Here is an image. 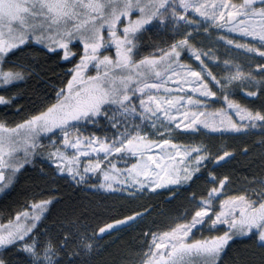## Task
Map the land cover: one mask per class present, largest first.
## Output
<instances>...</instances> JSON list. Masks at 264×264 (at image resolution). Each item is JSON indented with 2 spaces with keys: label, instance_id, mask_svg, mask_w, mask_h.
I'll return each instance as SVG.
<instances>
[{
  "label": "snow or ice",
  "instance_id": "snow-or-ice-1",
  "mask_svg": "<svg viewBox=\"0 0 264 264\" xmlns=\"http://www.w3.org/2000/svg\"><path fill=\"white\" fill-rule=\"evenodd\" d=\"M170 24L181 38L166 47L157 44L150 54L136 59L144 33ZM180 25L188 31L182 32ZM204 25L242 34L237 40L227 35L223 38L229 45L235 43L239 49L259 53L264 59V0H243L239 4L229 0H0V85L24 78V65L10 62L8 57L28 47L30 41L70 64L79 56L54 102L14 125L0 120V190L12 184L16 173L31 162L42 134L52 137L49 160L77 183L83 182L86 174L99 172L103 176L101 188L112 189L118 181L121 191L129 184L143 191L145 186L158 189L192 181L211 158L202 144L181 146L173 142L174 138L152 139L156 130L162 128L170 135L171 124L184 129L198 124L236 131L264 128V108L253 110L242 105L232 91L236 81L261 85L264 91V64H255L259 69L257 79L252 70L244 71L239 63L225 60L228 71L218 76L202 59L210 53L190 43L193 28ZM204 31L209 32V27ZM74 40L82 45V53L73 52ZM185 49L200 62L198 68L185 63ZM93 67L95 72L89 75ZM209 78L215 82L213 86ZM170 81L182 95L172 94ZM187 88L192 94L184 91ZM10 102L9 97L0 95V104ZM217 103L220 106L214 107ZM178 106L187 110L181 113ZM233 112L239 122L233 119ZM178 115L183 116V123H177ZM101 120L110 125L111 137L95 133L83 136L78 126L81 122L96 125ZM153 147L160 151L151 153ZM169 148L175 150L174 154ZM68 150L73 155L69 156ZM82 153L97 154L96 159L84 163L83 172ZM228 156L225 151L215 158L222 162ZM128 159L134 162L126 169L117 166L120 160L127 164ZM208 176L212 186L206 192L192 194V210H186L180 222L164 231L151 232L150 240L145 235L147 247L140 264H218L238 236L253 240L264 250V177H253L247 190L227 195L224 189L229 177L221 178L214 172ZM51 202V197L34 199L0 222V250H14L21 257L17 264H61L64 250L76 242L74 231L65 229L63 235L53 237L47 228L40 230ZM139 215L133 212L123 220L113 219L99 232L115 230L114 226ZM205 231L209 234L204 235ZM78 239L84 248L93 246L86 235ZM0 264L8 261L0 258Z\"/></svg>",
  "mask_w": 264,
  "mask_h": 264
},
{
  "label": "trees",
  "instance_id": "trees-1",
  "mask_svg": "<svg viewBox=\"0 0 264 264\" xmlns=\"http://www.w3.org/2000/svg\"><path fill=\"white\" fill-rule=\"evenodd\" d=\"M144 35L149 38L150 31ZM146 36L142 41L148 39ZM164 40L167 41L161 47L171 44L173 38L165 39L161 34L149 38V43ZM71 46L73 52L82 53V45L79 42ZM57 51H60L62 57V51L59 49ZM8 60L17 65H24L25 72L22 80L7 86L0 85V95H5L11 100L8 104H0V120L11 126L54 102L56 92L66 85L67 73L79 60V56L70 64L50 54L48 49L28 42V47H22L14 55H10ZM250 102L264 107V91L256 100ZM257 144L255 139H250L241 152L240 148L237 149V155L247 156L252 148L259 150L257 147L260 146ZM231 157L233 154L229 153L222 162L215 160L208 169L201 167L200 174L182 186L132 198L83 191L81 187L57 175L54 168L42 163L35 156L17 172L9 190L0 195V222L14 216L16 211L30 205L34 199L51 197L52 202L40 224V230L47 228L48 234L53 237L63 235L65 229L77 233L76 242L70 243L60 257L61 264H135L147 243L144 240L145 235L148 234L149 239L152 230H162L170 226L172 219L168 218L169 215L178 216L188 210L191 202L189 196L193 193L206 192L212 186L208 182L210 179L207 177V171L210 170L217 175L218 167L221 169L229 161L232 162ZM258 162L260 160L254 163ZM262 166L260 168L264 169V164ZM236 167L239 171L244 168L242 165ZM133 212L140 213L139 217L114 226L115 230L99 232V228L105 223H111L113 219L123 220V217L131 216ZM145 212L147 214H144ZM79 235L94 238L95 245L90 251H82L79 248ZM0 258L7 260L8 264H17L21 257L9 249L0 250ZM218 264H264V250L251 239L234 237Z\"/></svg>",
  "mask_w": 264,
  "mask_h": 264
},
{
  "label": "rangeland",
  "instance_id": "rangeland-1",
  "mask_svg": "<svg viewBox=\"0 0 264 264\" xmlns=\"http://www.w3.org/2000/svg\"><path fill=\"white\" fill-rule=\"evenodd\" d=\"M229 2L239 4V3H242L243 0H229ZM194 15H197V14H194ZM179 27L182 32L188 31V29L184 27L183 25H180ZM204 27H209V32H205ZM161 34L164 35L165 39H168V38L180 39L181 38L179 35H177L174 32L173 26L171 24L167 28H164L162 26L153 28L152 30H150L149 38L152 39L153 37L155 38L157 37V35H161ZM226 35L228 36L229 39H233V40L241 39V36H242V34L240 33H231L230 30L227 28L217 31L215 30L214 25L212 26L204 25L199 28H195V27L193 28L192 32L190 33V36H191L190 43L194 45L197 49H200L203 52L210 53V55L208 56H202V59L204 60L205 64H207V66L211 68L213 72L217 74L218 76L223 77L224 73L228 71V69L225 67L224 61L230 60V61H233L234 64L239 63L242 66L244 71L252 70L254 73L257 74V79H259V69H256L255 64L257 62L264 64V59L260 58L259 53H255V52L248 53L245 49H239L235 43L229 45L227 41L223 38ZM145 36L146 35H144L143 37ZM149 38L141 41L140 46H139L140 53L136 57V59H140L141 56L150 54L155 45L159 44L160 46H162L164 42L167 41V40L166 41L164 40L163 42L153 41L150 44ZM247 39H248V42H251V38H247ZM30 42L36 43L35 41H30ZM241 42H244V41L241 40ZM74 43H78V41L74 40L71 42V44H74ZM40 46L44 47L43 45H40ZM166 46L167 45L163 47H166ZM114 53H115V49L113 48L111 51V54L114 55ZM183 55H184L185 63L190 64L193 68H198L200 66V62L195 60V57L192 56L191 52L188 49L184 50ZM189 57H191V59H189ZM94 72H95V68L93 67L92 72H90L89 75L93 74ZM209 83H210V86H213L215 84L214 81H211V78H209ZM234 83L236 85V87L232 89L234 93V98L237 99L242 105L247 106L253 110H260L261 108H264L260 106L258 103L250 102V100H256V98L261 94L262 92L261 85H257L255 83L249 84L247 81H244V82L236 81ZM169 86L172 89L173 95L179 96L183 94L180 92L179 88L177 87L174 81H170ZM184 91L187 92L188 94H192L190 88H187ZM249 92H255L256 95L249 96L248 95ZM160 94L163 95V92H161ZM199 95H200L199 93L195 94L197 98H199ZM212 99H215V98H212ZM136 103H138V100L136 101ZM213 106L219 107L220 105L219 103H217ZM186 110L187 109L184 107H179V111L181 113H183ZM231 115L236 122H239V117L236 116L234 112L231 113ZM176 120H177V123L184 122L182 115L176 116ZM78 126L81 128V132L83 136L85 137H88L91 133H95L97 136H100V137H104L106 134L109 137H111V134H112L110 125H108L106 120H101L96 125H92V124L84 125L83 122H81L80 125ZM148 127L150 128L151 125H149ZM73 135H75V132H73ZM151 138L154 140H159L161 138L163 139L174 138L173 142L181 146H184V145L195 146L197 144H202L206 148V150L209 153H211V158L208 160L207 164H202L201 166V167H206L207 169L213 162H215L216 155H223V152L225 151L233 154V157H231L232 162L229 161L221 169H219L218 167V170L216 171L217 176L221 178L225 175L229 177V181L227 182V187L224 189L225 194L227 195L239 194L240 192L247 190L249 188V185L252 182L253 177H264V169L260 168V167H263L262 165L264 164V161L261 160V159H264V143L261 142L262 140H264V128L254 127V128L241 129L240 131H236V130L229 129V128H214V129L204 128L202 124H198L195 128L184 129V128L178 127L177 124H171L170 135L164 134V129L161 128V129L156 130L153 133ZM250 139L252 140L255 139V143H258L257 146H260V147H257L259 150L252 148L251 153L247 156L237 155V149L240 148V152H241L243 148H246ZM51 140H52L51 136H45L44 134H42L40 139L37 142V149L35 150L34 154L31 155L30 157V161H32L35 156L38 157L42 163H45L46 165L54 168L57 175L63 176L69 182L81 187L83 191L94 192L96 194L104 195V196L124 195V196H129L133 198L139 195L153 194L159 191L168 190L173 187H179L187 183L185 182V183L178 184V185L165 184L158 189H152L148 186H145V190L143 191H141L140 188H133L129 184L125 186L127 190L121 191V186L119 185V182L117 181L112 189H104V188L99 187L103 179V176L100 175L99 172L97 174L88 173L85 175L83 182L77 183L76 180H73L69 176L67 171H65L64 173H60L58 171L57 165L53 163L51 160H49L47 153L51 151V145H50ZM57 145H59V140L57 141ZM169 150H171L174 154L175 152L174 149L169 148ZM158 151H160V148L153 147L151 149V153H155ZM68 155L69 156L73 155L72 150H68ZM20 156L23 157L22 150L20 151ZM89 158L96 159L97 154L96 153H82V163L80 165L81 172H83L84 170V163H86ZM258 160H260V162L255 164L254 162ZM132 162L134 161L131 159H128V163L126 164L123 162V160H120L117 166L121 169H126L128 167V164ZM234 162H237V163H234ZM236 165L237 166L242 165L244 167L243 170L239 171L237 167L235 168ZM104 167H107V165H105ZM234 169L237 171H235ZM209 172L211 171L210 170L207 171V177L211 179L208 176ZM244 173H249V174L246 175ZM123 178L124 177H121V179ZM12 184L0 190V195L3 192L9 190ZM217 185H218V180H217ZM191 196L192 195L189 196V200L191 201L189 203L190 208L187 210L189 212L192 210V206L194 203L190 199ZM218 203L219 202L217 201V204ZM185 212L186 211H184L178 216L171 215L172 217H170L169 215L168 218H170V220L172 219L170 221L171 222L170 226H174L175 223L180 222L179 218L183 216ZM188 218L190 219V215ZM166 229L152 230V232L164 231ZM223 230L225 229L221 228V231ZM41 231H44V230H41ZM208 234L209 233L207 231L204 232V235H208ZM89 237L91 238L92 245L94 246L95 245V242H93L94 238L92 236H89ZM199 237H200V231L197 230L196 238H199ZM238 237H243V236H238ZM150 239H151V235H149V240ZM78 246L79 248H81L82 251H90V249L93 247L92 246L90 249L84 248L79 243H78ZM146 247H147V243L145 244V246H143L142 252L139 255L135 264H140V260L144 254V250L146 249Z\"/></svg>",
  "mask_w": 264,
  "mask_h": 264
}]
</instances>
